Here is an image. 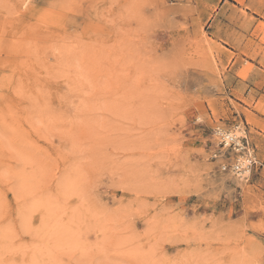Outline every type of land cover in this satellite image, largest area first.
I'll list each match as a JSON object with an SVG mask.
<instances>
[{
    "label": "rangeland",
    "instance_id": "obj_1",
    "mask_svg": "<svg viewBox=\"0 0 264 264\" xmlns=\"http://www.w3.org/2000/svg\"><path fill=\"white\" fill-rule=\"evenodd\" d=\"M259 131L264 0H0V264H264Z\"/></svg>",
    "mask_w": 264,
    "mask_h": 264
},
{
    "label": "built area",
    "instance_id": "obj_2",
    "mask_svg": "<svg viewBox=\"0 0 264 264\" xmlns=\"http://www.w3.org/2000/svg\"><path fill=\"white\" fill-rule=\"evenodd\" d=\"M221 150H225L231 162L222 163L224 170H230L239 177H247L253 169L262 166L255 154V147L246 136L236 135L235 131L219 133ZM214 156H218L217 153Z\"/></svg>",
    "mask_w": 264,
    "mask_h": 264
},
{
    "label": "crops",
    "instance_id": "obj_3",
    "mask_svg": "<svg viewBox=\"0 0 264 264\" xmlns=\"http://www.w3.org/2000/svg\"><path fill=\"white\" fill-rule=\"evenodd\" d=\"M259 133L262 135V137L261 136H256L255 139H256V141H258L260 143L261 147L264 148V134L261 133L260 131H259Z\"/></svg>",
    "mask_w": 264,
    "mask_h": 264
},
{
    "label": "bare ground",
    "instance_id": "obj_4",
    "mask_svg": "<svg viewBox=\"0 0 264 264\" xmlns=\"http://www.w3.org/2000/svg\"><path fill=\"white\" fill-rule=\"evenodd\" d=\"M217 132H218V133H221V132H222V130H221V129H218V130H217Z\"/></svg>",
    "mask_w": 264,
    "mask_h": 264
}]
</instances>
